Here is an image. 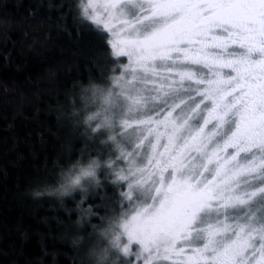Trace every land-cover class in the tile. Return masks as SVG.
Masks as SVG:
<instances>
[{
  "label": "snow or ice",
  "instance_id": "6c2138e0",
  "mask_svg": "<svg viewBox=\"0 0 264 264\" xmlns=\"http://www.w3.org/2000/svg\"><path fill=\"white\" fill-rule=\"evenodd\" d=\"M76 10L117 74L79 86L67 118L86 147L34 194L79 195L92 216L97 189H122L80 264H264V0Z\"/></svg>",
  "mask_w": 264,
  "mask_h": 264
},
{
  "label": "trees",
  "instance_id": "16d2710c",
  "mask_svg": "<svg viewBox=\"0 0 264 264\" xmlns=\"http://www.w3.org/2000/svg\"><path fill=\"white\" fill-rule=\"evenodd\" d=\"M77 2L0 0V264H80L92 226L120 210L110 182L81 205L92 216L79 195L34 194L86 147L67 118L79 86L117 74L107 35L75 23Z\"/></svg>",
  "mask_w": 264,
  "mask_h": 264
},
{
  "label": "rangeland",
  "instance_id": "374dc122",
  "mask_svg": "<svg viewBox=\"0 0 264 264\" xmlns=\"http://www.w3.org/2000/svg\"><path fill=\"white\" fill-rule=\"evenodd\" d=\"M107 35V34H106ZM124 62L123 63H126L127 62V60H126V57H124V58H121Z\"/></svg>",
  "mask_w": 264,
  "mask_h": 264
}]
</instances>
